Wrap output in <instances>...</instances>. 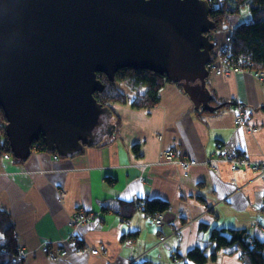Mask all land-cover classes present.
Instances as JSON below:
<instances>
[{
    "label": "crops",
    "instance_id": "obj_1",
    "mask_svg": "<svg viewBox=\"0 0 264 264\" xmlns=\"http://www.w3.org/2000/svg\"><path fill=\"white\" fill-rule=\"evenodd\" d=\"M227 19L233 26L250 13L243 8ZM206 86L210 105H222L217 110L196 108L170 81L160 88L157 104L137 108L131 104L135 92L119 83L125 101L111 102L112 130L98 143L67 158L39 150L20 163L2 158L0 209L10 217L23 264H172L176 253L193 264L186 252L194 246L210 252L214 228L262 238L264 180L252 168L231 169L216 157L233 141L251 160L264 159V80L245 71H211ZM239 108L248 115V127L235 123ZM166 151L197 164L184 170L164 162ZM151 198L169 204L161 226L139 207ZM79 209L93 218L79 227L73 245L68 221ZM44 243L60 244L68 253L49 260L41 251ZM94 248L100 249L97 254L90 252ZM205 264L245 263L238 252L221 251Z\"/></svg>",
    "mask_w": 264,
    "mask_h": 264
},
{
    "label": "water",
    "instance_id": "obj_2",
    "mask_svg": "<svg viewBox=\"0 0 264 264\" xmlns=\"http://www.w3.org/2000/svg\"><path fill=\"white\" fill-rule=\"evenodd\" d=\"M210 12L207 0H0V107L11 155L26 161L42 136L46 151L67 158L110 134L97 73L112 81L120 69H146L178 83L196 108L217 110L206 86Z\"/></svg>",
    "mask_w": 264,
    "mask_h": 264
},
{
    "label": "trees",
    "instance_id": "obj_3",
    "mask_svg": "<svg viewBox=\"0 0 264 264\" xmlns=\"http://www.w3.org/2000/svg\"><path fill=\"white\" fill-rule=\"evenodd\" d=\"M211 7L209 18L216 23V30L220 27L227 30L225 42L221 45L220 55L226 64L241 66L250 70L264 69V0H207ZM247 8L250 19L240 21L233 26L229 25L228 15L239 13L240 9ZM227 25V26H226ZM220 26V27H219ZM215 55L213 50L212 56ZM97 78L105 84L101 92L95 93V98L102 105H111V102H124L125 98L117 88V84L124 83L135 92L131 104L137 108L151 107L159 100V90L166 81L165 75L146 70L123 68L115 73L110 81L102 73H97ZM6 119L0 107V155H9L15 163L20 161L14 158L9 150L5 137ZM32 150L46 151L42 136L33 142ZM55 154V153H54ZM142 211L152 219L169 208L167 201L159 198L146 199L139 205ZM121 214L123 218L129 216ZM107 207L103 208L106 211ZM119 212V211H117ZM154 222V221H153ZM155 224V223H154ZM156 225V224H155ZM158 226V225H157ZM0 264H23V259L13 261L17 255V241L13 234V225L9 215L0 209ZM163 237L160 238V240ZM210 244L213 249L207 252L206 248L194 246L185 255L187 261L193 264H205L216 261L218 253L227 251L238 252L239 258L245 264H264V236L262 238L250 235L246 230L239 229H213L210 234ZM139 264H152L143 261ZM172 264H186L181 255L176 253Z\"/></svg>",
    "mask_w": 264,
    "mask_h": 264
},
{
    "label": "built area",
    "instance_id": "obj_4",
    "mask_svg": "<svg viewBox=\"0 0 264 264\" xmlns=\"http://www.w3.org/2000/svg\"><path fill=\"white\" fill-rule=\"evenodd\" d=\"M211 41L214 43L215 47L219 44L218 38L213 35V40L210 37ZM222 47L215 51V55L212 56V61L207 65L209 71H214L216 74L219 75H229L231 73L236 72H249L255 78L264 80V69L263 70H250L247 68H242L241 66H232L226 64L223 61L220 52ZM235 123L242 127H248V115H246L245 111L241 108L237 110ZM255 130V129H252ZM6 155L5 157H8ZM58 155H55L57 158ZM217 160H222L228 163L231 169H240V168H252L257 171L259 177L264 180V159H260L257 161L251 160L248 156L241 154L233 141H227L221 148V152L219 156L216 157ZM162 160L164 162L175 163L179 165L182 169L186 170L191 166L197 164L195 159H191L185 156H180L174 153L173 151H166L162 155ZM213 160L208 158L205 162L211 163ZM93 218V214L82 209L77 210L69 219L68 225L72 228V232L70 233L69 240L73 245H76L77 240V231L79 227ZM154 223L158 226L162 225L161 216L157 215L153 219ZM75 250H81L78 246H75ZM99 248L91 249L90 252L93 254H97L99 252ZM41 251L44 253L49 260H56L60 257H64L67 255L68 250L67 248L63 247L62 245H52L51 243H44L41 246ZM24 256V252L21 248H17V255L13 257V261H19Z\"/></svg>",
    "mask_w": 264,
    "mask_h": 264
},
{
    "label": "rangeland",
    "instance_id": "obj_5",
    "mask_svg": "<svg viewBox=\"0 0 264 264\" xmlns=\"http://www.w3.org/2000/svg\"><path fill=\"white\" fill-rule=\"evenodd\" d=\"M219 2H220V0H218ZM248 13V12H247ZM227 26V25H226ZM220 27V26H219ZM210 37L212 38V40H213V35H215V37L216 38H218V40H219V42H220V44H218L215 48H213V50L214 51H217L219 48H220V46L221 45H223V40L226 38V36H227V34H228V32H227V30H223L222 29V27H220V28H218L217 30H216V28H215V30H213V31H211L210 33ZM213 52V51H212ZM33 151V150H32ZM53 153V152H52ZM57 155V154H56ZM5 156H1L0 155V160L2 159V158H4ZM10 156H8V157H6V158H9ZM59 157V156H58ZM18 248H21V247H18ZM22 249V248H21ZM23 250V249H22Z\"/></svg>",
    "mask_w": 264,
    "mask_h": 264
},
{
    "label": "bare ground",
    "instance_id": "obj_6",
    "mask_svg": "<svg viewBox=\"0 0 264 264\" xmlns=\"http://www.w3.org/2000/svg\"><path fill=\"white\" fill-rule=\"evenodd\" d=\"M109 106H111V105H109ZM111 130H112V128H110Z\"/></svg>",
    "mask_w": 264,
    "mask_h": 264
},
{
    "label": "flooded vegetation",
    "instance_id": "obj_7",
    "mask_svg": "<svg viewBox=\"0 0 264 264\" xmlns=\"http://www.w3.org/2000/svg\"><path fill=\"white\" fill-rule=\"evenodd\" d=\"M102 130V129H101ZM107 129L105 128V131H106Z\"/></svg>",
    "mask_w": 264,
    "mask_h": 264
}]
</instances>
